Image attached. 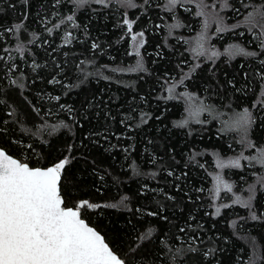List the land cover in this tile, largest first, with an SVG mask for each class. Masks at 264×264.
Instances as JSON below:
<instances>
[{
	"label": "trees",
	"instance_id": "trees-1",
	"mask_svg": "<svg viewBox=\"0 0 264 264\" xmlns=\"http://www.w3.org/2000/svg\"><path fill=\"white\" fill-rule=\"evenodd\" d=\"M175 13L184 26L167 32L152 3L0 0V147L31 167L67 157L65 206L98 205L81 216L127 264H264V48L245 32L247 51L195 58L183 40L196 18ZM124 18L145 28L142 46ZM175 82L217 114L179 126ZM244 109L246 135L222 127L226 110ZM235 148L251 159L230 167L235 200L219 205L215 158Z\"/></svg>",
	"mask_w": 264,
	"mask_h": 264
},
{
	"label": "snow or ice",
	"instance_id": "snow-or-ice-1",
	"mask_svg": "<svg viewBox=\"0 0 264 264\" xmlns=\"http://www.w3.org/2000/svg\"><path fill=\"white\" fill-rule=\"evenodd\" d=\"M95 2L103 4L105 0ZM176 2L169 0L172 6ZM124 24L131 32L132 23L125 19ZM143 35L140 32L132 36L134 42L140 38L138 47L143 45ZM194 51L197 56L203 54V44L199 40ZM237 53H243V49L237 48L231 54ZM242 123L245 127L251 123L247 110ZM68 163L65 157L53 166L33 168L0 149V264H127L81 217L82 208L98 205L81 201L75 208L65 206L60 182L62 170ZM231 163L240 166L239 160ZM216 179L223 183L219 177ZM224 188L231 191L228 184H224ZM151 235L149 231L140 239H148Z\"/></svg>",
	"mask_w": 264,
	"mask_h": 264
},
{
	"label": "rangeland",
	"instance_id": "rangeland-1",
	"mask_svg": "<svg viewBox=\"0 0 264 264\" xmlns=\"http://www.w3.org/2000/svg\"><path fill=\"white\" fill-rule=\"evenodd\" d=\"M108 1L109 0H105V2ZM117 1L124 3L129 7L152 3L157 5V7L164 9L169 13V18H166V20L162 22V25L167 32H171V29L175 27L180 28L181 25L184 26L183 21L181 22L177 20L176 17L175 8L178 5L183 12H190L193 14L196 18V24L192 28H185L188 32L187 38L185 37L183 42L188 43L191 54L194 55L195 58L199 57L204 61H207L210 57V59L214 60L222 55H232L231 53L237 48L243 49V52L247 51L248 48L245 47L238 38L245 32H249V37L246 39L248 44L255 43L259 48H264V0H237L235 2H233V0H177L174 6L169 4V0ZM239 2L241 3L242 8L238 5ZM230 6L232 7L231 9L229 8ZM125 19L132 23V30L130 32L132 35L144 31L143 29L145 28L143 27L137 28L135 25L136 19L124 18L122 20L123 24ZM124 28L126 31H129L125 24ZM218 28L222 30L217 31ZM229 30H235V32L232 35H227V31ZM139 39L140 38L138 37L137 43ZM198 40L203 44V54L199 56H197L194 51V49H197ZM213 52L217 53V55L212 56ZM262 88L264 89V86ZM169 89H172V91L170 92ZM166 92L169 97L179 98L182 101L183 112L179 119L180 123H200L204 121L205 114H217L214 107L208 104L201 95L188 89H178L177 82L167 84ZM261 93L264 95V90H262ZM245 110L247 109L240 111L226 110V113H223L222 127L234 129L240 131L243 135H246L248 132V126L245 127L242 123ZM247 112L249 114L248 110ZM237 149L238 148L233 149L231 154H218L215 158L217 168H214L213 170V188L217 199L218 196L221 195L219 205L227 204L230 200H235V197L230 198V195L228 194L230 191L224 188V184H228L231 186V189H236L233 182L230 180V167H233L231 162L239 160V164L241 165L243 160L250 161L251 159L248 151H246V155V153L243 154L242 152H239L242 151L241 149L238 151ZM254 151L258 153L256 158L262 165L257 171L258 175L264 179V146H259V148ZM236 153L240 156L236 155ZM221 165H223V167ZM211 168H213L212 165ZM224 168H226V170ZM217 177H219L223 183H218L216 179Z\"/></svg>",
	"mask_w": 264,
	"mask_h": 264
},
{
	"label": "water",
	"instance_id": "water-1",
	"mask_svg": "<svg viewBox=\"0 0 264 264\" xmlns=\"http://www.w3.org/2000/svg\"><path fill=\"white\" fill-rule=\"evenodd\" d=\"M0 149H2L1 147H0ZM2 150H4V149H2ZM5 151V150H4ZM6 152V151H5ZM6 154H8L7 152H6ZM8 155H10V154H8ZM11 157H13L14 159H17L16 157H14V156H12V155H10ZM18 161H19V159H17ZM23 163V162H22ZM50 166H53V165H50ZM50 166H46V167H39V168H47V167H50ZM31 167V166H30ZM33 168H37V167H33ZM69 208H75V207H70L69 206ZM82 217V216H81ZM83 219V218H82ZM90 227H92V228H94L96 231H98L94 226H92L91 224H89L86 220H84ZM101 235H102V233L100 232V231H98ZM103 236V235H102ZM104 237V236H103ZM105 239V238H104ZM105 242L107 243V241L105 240ZM108 244V243H107ZM109 245V244H108ZM109 247L111 248V246L109 245ZM112 249V248H111ZM113 250V249H112ZM114 251V250H113ZM114 253L115 254H117L115 251H114ZM118 255V254H117Z\"/></svg>",
	"mask_w": 264,
	"mask_h": 264
},
{
	"label": "bare ground",
	"instance_id": "bare-ground-1",
	"mask_svg": "<svg viewBox=\"0 0 264 264\" xmlns=\"http://www.w3.org/2000/svg\"><path fill=\"white\" fill-rule=\"evenodd\" d=\"M230 8V7H229Z\"/></svg>",
	"mask_w": 264,
	"mask_h": 264
}]
</instances>
